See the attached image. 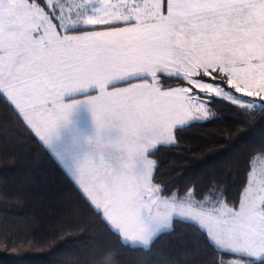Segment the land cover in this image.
Here are the masks:
<instances>
[{
	"label": "snow or ice",
	"instance_id": "6c2138e0",
	"mask_svg": "<svg viewBox=\"0 0 264 264\" xmlns=\"http://www.w3.org/2000/svg\"><path fill=\"white\" fill-rule=\"evenodd\" d=\"M162 77L182 83L166 89ZM69 93L85 94L95 124L102 116L97 136L116 131L74 174L116 234L147 246L176 215L191 217L239 257L218 264H264V168L229 207L154 184L149 158L174 128L207 119V105L264 112V0H167L166 14L162 0H0V94L44 146L82 102L64 103Z\"/></svg>",
	"mask_w": 264,
	"mask_h": 264
},
{
	"label": "trees",
	"instance_id": "16d2710c",
	"mask_svg": "<svg viewBox=\"0 0 264 264\" xmlns=\"http://www.w3.org/2000/svg\"><path fill=\"white\" fill-rule=\"evenodd\" d=\"M43 2V0H41ZM91 30V29H88ZM207 79V78H205ZM165 88L181 81L163 78ZM207 119L173 131L151 150L153 183L205 203L238 206L253 159L264 155V112L242 115L226 102ZM239 257L217 249L195 221L173 218L148 246L116 234L49 149L0 94V264H218Z\"/></svg>",
	"mask_w": 264,
	"mask_h": 264
},
{
	"label": "crops",
	"instance_id": "0c3cea01",
	"mask_svg": "<svg viewBox=\"0 0 264 264\" xmlns=\"http://www.w3.org/2000/svg\"><path fill=\"white\" fill-rule=\"evenodd\" d=\"M112 3L119 4L123 2V0H110ZM145 0H141L138 3H147L144 2ZM76 3H79V0H75ZM167 11V1H166V8L164 10L165 14ZM99 30V29H97ZM74 34H80V33H74ZM138 81H132V83H137ZM117 88H123V87H128L127 84H117ZM177 87V86H175ZM167 89V88H166ZM109 91L112 90V88L108 89ZM98 93L95 92H89L87 95H96ZM83 93H69L66 94L63 98L64 103H72L74 100H81L83 98ZM12 103V101L10 100ZM13 104V103H12ZM14 105V104H13ZM15 106V105H14ZM208 107V105H207ZM18 110V109H17ZM19 111V110H18ZM20 113V112H19ZM210 113V112H209ZM26 124L31 128V130L37 135L35 129L32 127L31 124H29L28 120L24 118V115L20 113ZM39 121V118H38ZM195 121V120H194ZM192 122V121H190ZM104 121L102 116L98 114L97 116V124L103 125ZM97 124H95L92 113L90 111L89 105L86 102H80L75 105L73 110L69 113L68 117L66 120H61L58 124L56 134L53 136L51 144L50 145H45L49 151L54 155V157L57 159V161L60 163V165L66 170V172L70 175V177L74 180V182L79 186V188L82 190L80 187L81 181L79 183L76 182V179H78L74 174L76 173V167L74 166V162L81 161V157L85 155L90 157L91 153H86V154H75L73 151V145L71 146V143H75L78 139L77 136L83 135V134H89L93 133L95 134L97 131L96 127ZM175 129V128H174ZM67 130L70 131L69 134H64L67 133ZM174 131V130H173ZM66 135H69L70 139L68 140V143H64L66 139H63ZM102 135H108L101 133ZM116 131L115 129L113 131L109 130V136H115ZM101 136H95V137H101ZM39 138V136L37 135ZM40 139V138H39ZM160 144V143H159ZM82 192L85 194V192L82 190ZM85 196L88 198V196L85 194ZM89 199V198H88Z\"/></svg>",
	"mask_w": 264,
	"mask_h": 264
},
{
	"label": "rangeland",
	"instance_id": "374dc122",
	"mask_svg": "<svg viewBox=\"0 0 264 264\" xmlns=\"http://www.w3.org/2000/svg\"><path fill=\"white\" fill-rule=\"evenodd\" d=\"M138 1L141 2V0H138ZM166 1L167 0H162L163 5H164V10L166 8ZM102 2L112 3L110 0H102ZM144 2L152 3L153 0H145ZM114 4H116V2ZM233 91H234V89H233ZM237 95H242V93H238ZM209 115H210V113H209ZM197 120H203V118L202 119H197ZM109 130L110 131H113L114 129H105V130H102V132H103V134H107L108 133V135H109ZM69 132L70 131L67 130V133H64V134H69ZM96 134H97V132L95 134L89 133V134H83V135L77 136L78 137L77 141L75 143H71L70 144L71 146L73 145V151H74V153L77 154V155H79V154H86V153L89 152V153H91V156L90 157H88V156L85 155L87 161H96V160H99L100 155H101V152L104 151V150H106L107 147L109 146V141L107 140V138L111 139V138H114L115 136H109V137H107L108 135H102L101 137H95ZM103 136H105L107 138H105ZM89 138H91V145L90 146L88 144ZM63 139H66L64 143H68V140L70 139V137H69V135H66ZM104 156H105V159H107L108 158V152H105L104 153ZM85 157L82 156L80 162L76 161V162L73 163L74 166L76 167V170H77L78 165L83 162V160L85 159ZM262 168H264V155L258 154L253 159L252 169H251L250 173H252L254 177H258L259 174H260V172H261V170H262ZM89 170H91V169H89ZM79 181H81V180L80 179H76V182L77 183H79ZM80 185H81L80 187L82 188V190L85 192L84 186L82 185V183ZM85 194L88 196L89 200L92 202V198L88 194V192H85ZM243 195H244V192H243L242 196ZM92 204L95 206V204L93 202H92ZM174 218H182V219H188V220L195 221L191 217H186V216L176 215ZM171 221H172V219L170 220L169 225L167 227H165V228H162L160 230V232L163 231V230H166V229L170 228L171 227ZM195 222H197L199 224L198 221H195ZM126 242H129L130 244H133V245L145 246V245H143L141 243H133L131 241H126Z\"/></svg>",
	"mask_w": 264,
	"mask_h": 264
}]
</instances>
